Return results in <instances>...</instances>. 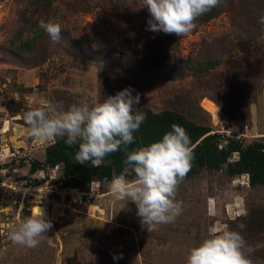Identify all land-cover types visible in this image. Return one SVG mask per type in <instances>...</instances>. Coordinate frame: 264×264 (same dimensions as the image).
<instances>
[{
  "label": "rangeland",
  "instance_id": "obj_1",
  "mask_svg": "<svg viewBox=\"0 0 264 264\" xmlns=\"http://www.w3.org/2000/svg\"><path fill=\"white\" fill-rule=\"evenodd\" d=\"M49 1L0 7V264H187L209 228L223 225L241 233L253 264H264V185H250L246 173L231 174L226 164L191 162L176 196L182 214L152 232L134 202L101 182L104 194L86 206L41 207L52 228L38 247L9 239L18 218L40 207L29 203L19 211L21 194L11 186L56 166L66 179L63 164L50 167L47 160L54 139L17 143L29 131L24 113L42 104L91 107L130 89L140 97L133 111L167 112L216 134L227 163L239 161L238 152H227L229 144L264 146V0H222L213 18L200 16L181 37L150 30L144 0L128 7L124 0ZM41 20L60 24L58 43L39 27ZM37 32L31 50L16 49L14 41ZM121 161L119 175L126 167ZM126 178L135 180L131 169Z\"/></svg>",
  "mask_w": 264,
  "mask_h": 264
},
{
  "label": "clouds",
  "instance_id": "obj_2",
  "mask_svg": "<svg viewBox=\"0 0 264 264\" xmlns=\"http://www.w3.org/2000/svg\"><path fill=\"white\" fill-rule=\"evenodd\" d=\"M222 0H144L150 16V30L179 37L192 32L195 21ZM128 7L130 0H124ZM264 23V19L261 20ZM43 29L54 43L61 40L59 23L40 21ZM139 95L133 97L130 89L106 98L93 106L72 104L67 110L47 103L24 113V121L30 135L35 139L65 138L72 147L78 144L75 160L84 164L91 162L100 167L106 156L117 152L121 146L134 142V132L139 131L146 116L140 110ZM191 139L186 130L173 124L162 140L127 153L124 172L114 176L109 184L111 193L128 198L137 205V215L149 232L161 224L172 223L182 214L183 201L176 199L180 183L191 169ZM131 169L135 180L126 175ZM245 226L240 225L243 229ZM52 228L41 209L31 216L18 218L9 239L20 246L36 248L40 238ZM248 247L238 231L228 225L209 228L208 238L190 250L187 264H253L245 253Z\"/></svg>",
  "mask_w": 264,
  "mask_h": 264
},
{
  "label": "trees",
  "instance_id": "obj_3",
  "mask_svg": "<svg viewBox=\"0 0 264 264\" xmlns=\"http://www.w3.org/2000/svg\"><path fill=\"white\" fill-rule=\"evenodd\" d=\"M215 8L204 14L205 20H209L215 16ZM39 33L37 32L36 36L34 35V43ZM212 64L214 65L215 63ZM140 111L145 114L146 119L139 131L133 133L134 142L131 145L121 146L119 151L106 156L104 162L98 168L93 167L90 161L80 164L75 160L78 144L69 147L65 143L66 137L54 139V143L49 146L50 148L47 147L49 148V153L46 151V155L48 154L47 160L51 165L50 167H54L59 163L63 164L66 174V179L60 176L55 182L60 180L65 187H78L83 190H88L92 182H99L103 186L101 182H111L114 176L119 175V172L122 170L121 160H126L128 152L162 140L163 136L171 131V126L178 124L186 130L191 139V162H194L195 165L218 168L219 164H226L231 174H235V170L246 173L250 185H264V146L262 144L254 142L240 150L237 147L239 142H235L234 146L233 143L232 145L229 144L227 152H238L239 161L227 163L226 159L223 160L221 158L223 157V153H218L216 150L215 138L217 135L209 134L210 131L208 129L187 124L180 117L167 112L155 114L148 110ZM36 164L38 163L33 162L31 164L32 169H35ZM37 170L40 169L30 171L34 173ZM95 176L97 180H93Z\"/></svg>",
  "mask_w": 264,
  "mask_h": 264
},
{
  "label": "built area",
  "instance_id": "obj_4",
  "mask_svg": "<svg viewBox=\"0 0 264 264\" xmlns=\"http://www.w3.org/2000/svg\"><path fill=\"white\" fill-rule=\"evenodd\" d=\"M59 167L56 166L50 170V173H45L43 169L33 173L34 181H29L27 184L20 183L18 186L13 184L12 189L20 193V210L26 209L29 205L40 206L44 209L49 207H57L58 205L64 208H69L71 205L86 206L93 201L94 198L103 195L99 182H92L88 190H83L78 187H65L62 182L57 181L60 176L58 174ZM12 185V184H11ZM34 203V204H33Z\"/></svg>",
  "mask_w": 264,
  "mask_h": 264
},
{
  "label": "crops",
  "instance_id": "obj_5",
  "mask_svg": "<svg viewBox=\"0 0 264 264\" xmlns=\"http://www.w3.org/2000/svg\"><path fill=\"white\" fill-rule=\"evenodd\" d=\"M11 1L12 0H0V7L1 6H5V5H10L11 4ZM44 1H49V0H44ZM50 2V1H49ZM9 7V6H8ZM36 36V35H35ZM34 39L35 37L33 38H30V37H22V38H18L16 41H14V44L17 45L16 46V49L18 51H26V50H31L32 47L34 46ZM18 45H21V46H18ZM12 68H18L17 66H13ZM28 130V129H27ZM29 132V131H28ZM26 133V137H24L23 139H21L20 141H18L17 143H21L20 147L22 148L23 145H26L25 143H29L30 141V144H37L38 141H42V140H47L49 144H51V141L52 139H48V138H42V139H35L33 138L30 133ZM30 137V138H29ZM27 141V142H25ZM19 146V145H18ZM44 149V148H43ZM16 152V151H15ZM10 156H14V153H10L9 154ZM45 156V155H44ZM43 156V157H44Z\"/></svg>",
  "mask_w": 264,
  "mask_h": 264
},
{
  "label": "bare ground",
  "instance_id": "obj_6",
  "mask_svg": "<svg viewBox=\"0 0 264 264\" xmlns=\"http://www.w3.org/2000/svg\"><path fill=\"white\" fill-rule=\"evenodd\" d=\"M39 209H41V210H42V208H41V207H35V208H34V211H38ZM31 210H33V208H32ZM42 211H43V210H42Z\"/></svg>",
  "mask_w": 264,
  "mask_h": 264
}]
</instances>
